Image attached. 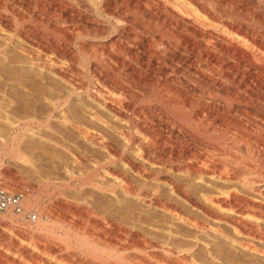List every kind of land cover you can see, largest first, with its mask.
I'll use <instances>...</instances> for the list:
<instances>
[{"label":"bare ground","instance_id":"1","mask_svg":"<svg viewBox=\"0 0 264 264\" xmlns=\"http://www.w3.org/2000/svg\"><path fill=\"white\" fill-rule=\"evenodd\" d=\"M201 1L0 0V105L17 115L1 156L27 137L68 162L39 178L63 191L47 217L31 184L0 180L17 198L0 213L46 257L0 231L16 249L0 264H264V11ZM93 5L107 46L81 41ZM80 60L92 90L54 66ZM51 219L62 235L30 236Z\"/></svg>","mask_w":264,"mask_h":264},{"label":"rangeland","instance_id":"2","mask_svg":"<svg viewBox=\"0 0 264 264\" xmlns=\"http://www.w3.org/2000/svg\"><path fill=\"white\" fill-rule=\"evenodd\" d=\"M42 1H44V3L46 2V0H42ZM201 3L206 4L207 7L209 6L208 8H210L211 10H214L215 14L217 16L221 17L222 19L224 18L222 16V14H220L219 12L216 11V7H217L216 0H202ZM107 5H109V4H106V8L108 9L109 6H107ZM261 5H262V7H261ZM263 6H264V0H261L259 2V11H264V7ZM108 10L111 13V10L110 9H108ZM110 13H108V15H110ZM85 15L88 16L87 19L91 20V22L87 21L85 19V17L82 18L83 20L80 21V25H82L83 28L85 29V30L83 29L84 30V32H83L84 34H82L81 41L84 40L85 43H89L91 45H99V46L100 45H105V46L109 45L110 44L109 41H110L111 36L112 37L115 36L114 32H112V33L109 32L110 35H108L109 33H107L108 31H106V29H105L106 27H103V26L106 25V21H107V19H109V17L108 18H104V19L102 18L101 13H100V11L98 9V5L91 6L89 8V11L85 12ZM93 20H95V21L97 20V21L95 22ZM85 22H87V24ZM101 25H102V28H104V29L101 28ZM104 32H105V34H104ZM76 44L77 43H75L74 46H73L74 49H76ZM15 52H17V51H15ZM15 52L13 51V53H15ZM16 54L18 55L19 53L17 52V53H15L13 55L16 57L17 56ZM180 57L181 56L178 57V55H176L174 58L176 59V61H179V60H181L183 58V57L182 58H180ZM42 59H45V58L43 57ZM79 63L73 69L70 68L69 64L66 63V62H64L63 64H60V65L55 64L54 66L61 73L63 72V74H67L69 76V78H68V76L66 75L68 80H71L72 82H75V84L76 83L77 84H82L83 88L85 89V91L86 90H92L93 86H94L93 82H92L91 74H90V70H91L92 66H91L90 63H88L85 60H80ZM61 68H62V70H61ZM66 71L67 72L69 71V72L67 73ZM87 87H88V89H87ZM0 103H2V102L0 101ZM6 107L7 106L0 105V111H1L0 112V121L2 120L0 122V134H1L0 135V150H1L3 145L4 146L5 145H9V142H10L9 141V133L12 132V129H13L12 128V126H13L12 124H13V122L17 120V117H16L17 115H15L16 113H13L11 110L9 112V110H7L9 107L7 109H6ZM7 116H8V119H6ZM8 130H9V132H8ZM26 139H27V137H23L21 139V142L19 143V147H18L19 148L18 149L19 150L18 151L19 152L18 153L19 158H15L14 157V153L15 152L13 150H12L13 154L10 152V154H7L4 157L1 156V151H0V157H2L1 158L2 159V163L0 165V180L9 189H12V190L22 189V187L31 184V186L33 187L32 188L33 190L31 189V192L33 191L32 193H33L34 198H32V201H30V203H31L30 207L31 208L29 210H31L33 212H39L41 214L40 215L41 217H47V216H49V212H50V209H51V206H52V202L57 201L56 200L57 199V189H58V192H59L60 189L58 187L55 188V186L52 184L53 183L52 179H51V182L50 181L47 182V181H44V180L39 179V178H41L43 176L41 174V173H43V171L44 172H46L48 170L49 171H53V170H51V169H54L53 166H55V165H53V164L60 165L61 163H63V161H64L65 164H67L68 163L67 160H66L67 158L60 151H56L57 149L53 148L52 146H51L52 148L51 147H47L49 145H47V146L45 145L46 147L45 146L43 147L42 145H40V141H34L33 142L34 145H33L32 143H29L28 140L26 141ZM71 143H72V141H71ZM28 145L30 146V148L28 147ZM45 148H47V149H45ZM23 155H24L25 159H24ZM21 157H23V158H21ZM29 169L33 170V172H36L37 174L38 173L39 174L35 175V173L29 171ZM40 169H41V171H40ZM6 170H9L10 172L12 171L11 173L13 175L12 176H7L6 174H4L5 173L4 171H6ZM39 175H40V177H39ZM16 176H17V178H16ZM61 192L63 193V191H61ZM65 194H66L67 197L65 196ZM72 195H73V197H72ZM75 195L76 194L64 193V196L66 198L69 197V200H70V198H72L73 201H75L76 200L75 198L78 197V199H77L78 201H83V199L79 198L78 195H76V197H74ZM8 215H9V213H6V212L0 213V231H1V233L6 234L7 237L9 236L10 240L13 239L14 242H16V243L18 242L19 243V244L17 243L18 247H21V246H23L25 248L29 247L28 249L31 250V251L33 250L34 253L36 252L35 254L41 255L42 258L43 257L46 258L45 256H43L44 254L38 253L40 250H36L38 248H36L35 245H34L35 248L33 247V245L31 247V244H33L32 243V239L31 240H26V239L19 238L18 236H16V231L17 230L18 231H25V232L28 231L27 228H26L27 227V223H25L23 221H20L16 217L12 219L10 217V215L7 218ZM51 220L52 221L48 222V226L46 227V229H44V230H42V229L41 230H39V229L35 230L34 229V230H32L33 233L30 236L32 237V235H33L35 237V235L37 236L39 234V236H41L42 238H44L46 240H48V239L50 240V239H53V237H52L53 235H59V236L62 235L64 230H66L65 226H62L58 222L55 223L56 219H51ZM53 223H54V225H52ZM34 226H35V224L32 225V227H34ZM47 232H49V233H47ZM51 232H52V236H51ZM10 236H12V237H10ZM22 239L25 240V241H23ZM54 240L56 241L55 238H54ZM6 243L7 242H2V243L0 242V245H1L0 251L5 256L6 255L7 256L11 255L10 257H12L14 255V252H15L16 249L11 248V246H9ZM4 244L6 245V247L4 246ZM76 253L78 254V253H80V251H76ZM47 258L50 260V257H47ZM54 261L52 259L50 260V262L55 264ZM58 262H60V261H58ZM61 263L62 262H60L58 264H61ZM24 264H30V263L27 262V263H24ZM56 264H57V261H56ZM62 264H64V263H62Z\"/></svg>","mask_w":264,"mask_h":264},{"label":"built area","instance_id":"3","mask_svg":"<svg viewBox=\"0 0 264 264\" xmlns=\"http://www.w3.org/2000/svg\"><path fill=\"white\" fill-rule=\"evenodd\" d=\"M10 201H17V198L10 197L7 194L1 192L0 193V210L4 209Z\"/></svg>","mask_w":264,"mask_h":264}]
</instances>
